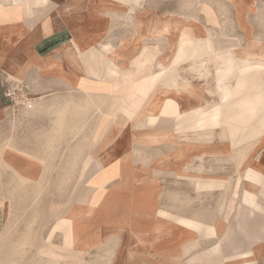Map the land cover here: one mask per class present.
I'll use <instances>...</instances> for the list:
<instances>
[{"label": "crops", "instance_id": "obj_1", "mask_svg": "<svg viewBox=\"0 0 264 264\" xmlns=\"http://www.w3.org/2000/svg\"><path fill=\"white\" fill-rule=\"evenodd\" d=\"M108 1L121 7L109 6ZM197 1L193 4L189 0L188 3L187 0H0V123L7 118L6 111L10 108L5 95L10 82L27 90L25 107L32 103L31 98L38 103L39 109L46 103V106L60 107L70 99L78 100L77 94L82 97L79 99H84L93 95L95 89L103 93L106 86L116 90L113 83L116 75L110 80L104 77L106 72L103 71L100 77V70L109 66L116 69L118 75L122 71L134 72L135 59L143 55L150 58L151 67L136 76L135 81L160 71L158 63L164 68V77L160 83L158 79L156 84H138L136 90L141 92L137 95L140 101L138 110L147 105L156 90L174 89L165 78L170 76L173 79L175 64L180 71L185 69V96H182L185 114L192 108L204 112L206 107H220L223 105V89L229 92L230 103L225 105L236 107L240 115L248 112L238 108L262 106L264 0H207L208 4L204 0ZM179 9L185 10V14L176 13ZM175 17L194 20L199 33L193 29L177 35L172 31L169 35L148 34L152 27L161 26L163 21ZM206 39L210 46L205 44ZM173 43L176 52L171 54ZM183 43L185 48L180 53ZM224 64L229 70L219 71ZM179 81L181 83L182 78L176 80ZM146 91L149 93H143ZM103 98H106V105L109 104V95ZM178 109L179 103L168 99L161 108L163 115H170L168 120L160 117L159 121L155 112H146L139 118L140 127H133L131 115L118 113L114 120L103 124L105 129L100 131L92 129L97 114L93 111L86 113L85 122L91 124L90 129L80 136L88 139L81 170L87 172V178H90L89 172L95 171L96 174L92 177V185L86 186L87 194L73 196L72 204L65 208L53 226L51 234L55 230L63 234L64 248L74 244L76 229L79 236L77 248L85 251L96 248L97 234L103 245L116 237L110 264H160L163 258L169 261L162 264H203L206 257L210 264H221L220 256L212 251L214 247L221 249L219 242L206 250L212 251L213 255H207L197 234L187 241L193 246L185 249L189 246L185 245V224L175 220L194 219L186 217L185 210L180 211L181 207L174 205L175 194L167 189L180 185L181 179H185V146H163L153 142L154 133L159 129L157 125L167 127L166 123L178 114ZM260 112V119H244L236 127L235 130L240 131V136L236 135L240 140L264 134V108ZM253 113L258 112L255 109ZM220 118L226 122L222 116ZM255 130L261 133L255 134ZM227 131L228 134L235 133L232 129ZM244 133L246 135H242ZM251 142L243 143L246 145L240 149L247 153ZM16 145L21 150L32 151ZM178 151L184 154L180 162L173 157ZM93 152L99 153L97 159L92 157ZM255 169L246 172L250 185L244 188L238 229L245 233V240L253 246L260 244L256 249L261 250L264 249V218L258 210L263 209L264 188L256 192L253 186L261 185L264 177L258 168ZM99 170L102 173L98 174ZM114 177L116 180L112 184L104 185ZM91 186L95 188L89 195ZM99 190L102 193L95 200ZM180 197L183 196L179 194ZM94 201H98L97 219L93 214L85 218L70 216L76 205H90ZM64 206L49 214L59 216ZM214 215H204L201 219L208 222L213 219L214 233L219 235L223 229L220 214ZM198 220V227H205V223ZM226 234L230 235L232 250H252L243 244L244 238L239 239L237 232L230 230ZM156 236L161 237L162 242L165 236H170V244L152 246L150 243ZM252 252L258 251L253 249ZM57 253L50 252L54 257ZM58 256L62 257V254Z\"/></svg>", "mask_w": 264, "mask_h": 264}, {"label": "rangeland", "instance_id": "obj_2", "mask_svg": "<svg viewBox=\"0 0 264 264\" xmlns=\"http://www.w3.org/2000/svg\"><path fill=\"white\" fill-rule=\"evenodd\" d=\"M189 1L193 4L198 2L197 0ZM204 2L208 4L207 0H204ZM108 3L109 6H115L110 1ZM115 7L118 8L121 5ZM130 10L133 11V8ZM176 13L182 15L185 14V10L179 9ZM162 24L166 27L164 34L150 33L149 30L148 34L169 35L172 31L177 35L189 33L193 29L196 33H199L196 23L192 19L186 21L175 17L168 22L163 21ZM206 40L207 43L205 44L210 46V42H208V39ZM183 45L185 43L181 44V48ZM170 50L171 54L176 52L174 43L171 45ZM144 56L135 59L133 63L135 67L138 66L137 68H139L138 61L141 58L151 62L150 58H145ZM150 67L151 65L146 66L145 69L149 71L150 69L148 68ZM178 69L175 64L172 73L173 79L170 76L165 78V82H168L169 85L171 84L174 89L163 92L156 90L147 105L138 110L132 118L133 127L142 125L139 123V118L145 115L146 112H155L158 115L167 97L173 98L179 103L178 112L180 110L185 111V107L182 106V96H185V69L181 71L179 69V73ZM162 77L159 78V83ZM181 78V83L180 81L176 82V80ZM105 88L104 93L95 89L92 97H102L99 100L93 97L96 105L91 102L88 103L85 111L78 116L73 114L64 115L65 119H63L64 122H62L61 128H59L57 112L65 105L60 107L53 105L50 107L46 106L48 104L46 103L45 106L39 109L37 107L38 103L33 102L31 98L30 102L34 105V109L25 107L26 105L15 106V108L11 106L7 109V118L0 123V264H110L112 261L116 248V237L110 238L103 245L100 244L102 242L101 236L97 234L94 240L96 248L86 250V252L77 248L79 236L76 235V229L73 235L74 244L69 248H64L63 234L60 231L55 230L51 234L58 217L62 215L65 208L67 209L72 204L73 201H70L72 197L87 194L85 192L87 190L86 186L87 184L92 185V177L96 174L95 171L89 172L90 178H87V172L81 170L82 162H85L83 160V152L87 148L88 139L80 138V136L90 129L91 124L85 122L86 113L93 111L94 114H97L92 129L93 131H100L105 129V126L102 127L103 124L106 125L114 120L120 113L117 110L119 104L128 105L122 98L117 96L115 90H111L107 86ZM121 89L126 90L128 87H121ZM78 95V100L70 99L66 103L68 105L71 103L84 104L86 98L79 99L82 97ZM107 95H109V104L106 105L107 101L103 96L106 97ZM224 99L222 101L223 105L220 107H206L204 112L198 108L189 109L188 111H193L194 109L195 112L197 111V114H194L195 116L192 115V112L183 113L181 117L179 115L174 116L173 119L171 118L168 121L169 123H166L168 129H157L155 131L153 142L157 141V144L163 146H185V179H181L182 183L180 185L167 188L169 193L175 194L173 198L175 200L174 205H179L181 207L180 211L182 209L185 210L186 217L194 218H185V220L175 218V220L185 224V245H189L185 246V249L193 246L188 244L187 241L195 238L198 234V241L201 242L199 244L206 248L205 251L219 242L218 246L221 249L218 250L214 247L212 251H216L215 255L220 256L221 264H264V249L257 250L256 248H260V244L253 246V243L245 240V233L238 229L239 210L243 202L244 188L250 185L246 172L250 168H258L264 177V134L252 140V145L250 144L247 147V153H243V157L239 160L237 157L238 151L243 150L240 147L246 145H243L246 140H240V137H237L240 136V131L233 130L235 135L228 134V131L225 130V124L220 118L222 116L227 121V124L232 123L236 118L258 120L262 117V112L260 111L264 108V100L261 102L262 106L255 105L238 108V110L241 109L245 110L243 112H248L240 116V113L236 111V107L225 105L229 104L230 100L228 98ZM255 109L258 113L251 114ZM100 111L102 115L99 114ZM23 115H25V118L22 119ZM183 118L188 119L180 122L179 120ZM219 119V122L216 121ZM174 120L176 121L174 122ZM157 126L162 128L160 125ZM242 135H246V133ZM11 142L14 144H11ZM17 143L20 144L19 147L22 146L24 148L25 146V148L32 151L19 149L16 145ZM17 152H21L28 158L33 159L34 162L32 161L33 163L30 166L32 167V173L39 178L36 182L35 180L18 181L19 178L14 173V170L3 162V157L12 156L15 158L18 156ZM98 156V152L92 155L94 159H97ZM173 157L176 162H180L184 158L183 151H178ZM18 164L19 162L17 164L14 163L15 166H18ZM97 172L99 174L101 170ZM115 177L104 185L108 187V184H112L116 180ZM93 188L95 187L91 186L89 189V195ZM262 188H264V178L261 185L253 186V190L257 192ZM101 193L102 191L99 190L95 194L94 199H98ZM179 194L183 197L178 198ZM97 203L98 201H94L90 205L82 206L84 208L83 218L93 214V217L97 219L99 212ZM250 203L248 205H251ZM261 203L263 209L258 211H260L261 217L264 218V196ZM63 205L65 206L61 213L58 214L59 216L53 217L49 214L50 211H56L57 207L60 209ZM199 212L201 214L204 212L205 214L201 215ZM208 214H215L214 216L220 214L219 220L223 227L221 229L222 234L215 235L214 232L216 230H213L211 224L213 219L209 220L211 222L201 219ZM196 219L204 222L205 227L200 229L198 224H196ZM230 230L237 232L239 239L244 238L242 240L243 244L252 247L249 250L255 249L258 252L232 250L230 235L226 234ZM164 238V242H162V238L156 236L150 244L155 246L159 243L160 245L164 244L166 247L170 244L168 243L170 236H165ZM52 251L58 252V255L61 253L62 257L58 255L56 257L52 256L50 254ZM212 251H206L207 253L205 254L213 255ZM68 254L70 255L68 256ZM168 261V258L162 259V262L167 263ZM203 264H210L207 257Z\"/></svg>", "mask_w": 264, "mask_h": 264}, {"label": "bare ground", "instance_id": "obj_3", "mask_svg": "<svg viewBox=\"0 0 264 264\" xmlns=\"http://www.w3.org/2000/svg\"><path fill=\"white\" fill-rule=\"evenodd\" d=\"M149 32L150 33H155V34H164L165 32H166V27H165V25L164 24H162V26H157V27H153V29L152 30H149ZM218 43V42H217ZM110 48V47H109ZM185 48V45H183L182 46V48L180 49V53H182L183 52V49ZM106 52V51H105ZM107 54V53H106ZM204 56H206V55H204ZM206 59H209V58H207V56L205 57ZM166 59V58H165ZM199 60V59H198ZM171 61V60H170ZM199 61H201V60H199ZM199 61H195V62H199ZM139 62V68H137V67H135L134 68V72L133 71H122V74H120V75H118L117 74V71H116V69H112V68H110L109 66H106L103 70L101 69L100 70V73H99V76L100 77H102V72L104 71V72H106L105 73V75H104V77L105 78H107V79H113V76H115V80H114V88H116V94H117V96L118 97H120V98H122V100H124L128 105L127 106H125V105H122V104H119L118 106H117V110L120 112V113H124V114H127V115H131L132 116V118L135 116V114H136V112H137V110H138V106L140 105V101H139V99H137V95L138 94H140L141 92H139V91H137L136 90V88L138 87V84H140V83H148V82H150V83H152V84H156L157 83V81H158V79L160 78V77H162L163 76V68H162V65L161 64H159L158 63V65L159 66H161V70L160 71H158L157 73H155V74H148V76H146L144 79H142V80H140V81H135V77L136 76H138L140 73H142V72H144V71H147L146 69H145V67L146 66H149V65H151V62L149 61V60H147V59H140V61H138ZM202 62V61H201ZM225 62H228V61H225ZM225 62H223V63H225ZM162 63V62H161ZM208 63V62H207ZM163 64V63H162ZM213 64V63H212ZM226 64V63H225ZM223 65L222 66V68L219 70V71H221V72H224V71H227V70H229V66L228 65ZM191 65H192V63H191ZM204 66H205V64H204ZM188 67V66H187ZM207 67V66H206ZM209 67V66H208ZM264 75V74H263ZM214 76V75H213ZM103 77V78H104ZM221 80V79H220ZM224 81H222V83H223ZM126 88V86L128 87V89H126V90H122L121 89V87L122 88H124V87ZM222 97L223 98H227L228 96H229V92L228 91H226L225 89H223L222 91ZM143 93H145V94H148L149 92H143ZM98 96H100V95H98ZM94 97V96H93ZM92 97V95L91 96H89V97H87L85 100H84V104H74V103H71L70 105H68L67 103V105L66 104H64L65 106H63L61 109H59V111L57 112L58 113V116H59V119H58V123H59V128H61L62 126V122H64V120L63 119H65L64 118V115H66V114H73V115H80L81 113H83L84 111H85V109H86V107H87V105H88V103H93V104H95L96 105V102H95V99L97 100H99L100 98L102 99V97H94L93 98ZM106 99V98H105ZM168 99H173V98H170V97H167L165 100H164V102H166ZM174 100V99H173ZM176 101V100H175ZM59 102V101H58ZM102 104V103H101ZM164 104V103H163ZM142 105V104H141ZM101 106V105H100ZM163 106V105H162ZM162 106H161V108H162ZM27 107H30V108H33L34 107V105H32V104H28V106ZM34 109V108H33ZM90 109H93V108H90ZM97 109H99V108H97ZM141 109V108H140ZM139 109V110H140ZM100 110H102V109H100ZM190 112H192V115H194V114H197V112L195 113V112H193V111H190ZM183 113H185V111H182V110H180L179 112H178V114L177 115H179L180 117H181V115L183 114ZM99 114H101V111L99 112ZM72 115V116H73ZM102 115V114H101ZM191 115V116H192ZM244 115V114H243ZM190 116V117H191ZM241 116V115H240ZM75 117V116H74ZM160 117H165V120H168V118L170 117V115L169 114H166L165 113V115H163L162 114V111H161V109H160V112L158 113V115H157V118H159V121H160ZM190 117H188V118H190ZM77 118V117H76ZM188 118H183V119H180L179 121L181 122H183V121H185V120H187ZM75 121H76V119H74ZM225 120V119H224ZM242 120H244L243 118H236L235 120H233V122L232 123H229V124H227V121L226 122H224V124H225V130H227V129H232V130H235L236 129V127H239L240 125H241V121ZM67 121V120H66ZM78 121H79V119H78ZM176 120H174V122H175ZM178 121V122H179ZM183 124V123H182ZM75 126V125H74ZM72 127H73V125H72ZM78 128H79V126H77ZM74 128V127H73ZM159 129H168L167 127H162V128H159ZM74 130H75V128H74ZM78 130V129H77ZM80 130V129H79ZM223 130V129H222ZM72 132V131H71ZM254 133L255 134H260L261 132H259L258 130H255L254 131ZM58 136V135H57ZM253 139H255V138H251L250 140H246V142H248V141H251V140H253ZM251 144V143H250ZM4 148V147H3ZM18 153V156L17 157H12V156H9L8 158H5V157H3V162H5L6 163V165H8L10 168H12L13 170H14V173H16L17 175L16 176H18V178H19V180L18 181H21V182H25V181H31V180H35V182L39 179L38 177H37V175L36 174H33L32 172V167L30 166V164L31 163H33L34 161H33V159H31V158H28L25 154H23V153H21V152H17ZM243 153H244V151H238V155H237V157H238V159L239 160H241V158L243 157L242 155H243ZM36 156V155H35ZM33 161V162H32ZM19 162V164H18V166L16 165H14V163H18ZM47 165H48V163H47ZM46 165V166H47ZM48 168V167H47ZM107 180V179H106ZM19 183V182H18ZM22 184V183H21ZM103 184V183H102ZM264 190V189H263ZM95 191V190H94ZM261 192V191H260ZM82 206H84V205H77V206H75L74 208H73V210L71 211V213H70V216L71 217H75V218H83L84 217V211H83V207ZM94 207V206H93ZM90 208V207H89ZM86 214V213H85ZM88 214V213H87ZM197 233V232H196ZM252 238V237H251Z\"/></svg>", "mask_w": 264, "mask_h": 264}, {"label": "built area", "instance_id": "obj_4", "mask_svg": "<svg viewBox=\"0 0 264 264\" xmlns=\"http://www.w3.org/2000/svg\"><path fill=\"white\" fill-rule=\"evenodd\" d=\"M5 95L9 99L10 107L15 108V106L24 105L28 97V92L23 86L15 82H10L5 88Z\"/></svg>", "mask_w": 264, "mask_h": 264}]
</instances>
